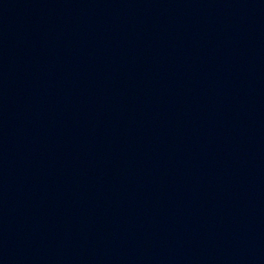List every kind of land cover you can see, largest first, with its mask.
I'll return each instance as SVG.
<instances>
[{
	"label": "water",
	"instance_id": "1",
	"mask_svg": "<svg viewBox=\"0 0 264 264\" xmlns=\"http://www.w3.org/2000/svg\"><path fill=\"white\" fill-rule=\"evenodd\" d=\"M0 264H264V0H0Z\"/></svg>",
	"mask_w": 264,
	"mask_h": 264
}]
</instances>
